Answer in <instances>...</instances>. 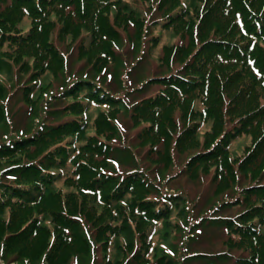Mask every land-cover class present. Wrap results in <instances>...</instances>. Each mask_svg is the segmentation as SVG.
<instances>
[{
    "label": "trees",
    "instance_id": "obj_1",
    "mask_svg": "<svg viewBox=\"0 0 264 264\" xmlns=\"http://www.w3.org/2000/svg\"><path fill=\"white\" fill-rule=\"evenodd\" d=\"M163 30L174 41L160 43ZM122 32L147 52L158 46L165 70L122 93L78 72L54 94L71 99L46 102L38 116L32 101L44 73L62 72L72 53L101 73L117 60ZM0 74L16 81L29 106L28 127L0 139V164L12 161L0 167L6 252L18 248L19 260L33 242L34 256L46 247V264L99 254L100 264H121L134 247V264L179 263L170 254L150 257L177 225L172 217L185 218L187 197L162 190L146 170L150 161L168 166L185 154L179 171L197 178L213 168L217 192L233 185L236 169L242 179L257 176L216 205L244 206L237 214L195 224L216 221L226 247L247 252L197 250L190 259L264 264V0H0ZM153 85V93L134 96ZM5 92L0 84V123L11 110ZM120 114L135 128L128 143ZM243 135L250 143L235 165L230 144Z\"/></svg>",
    "mask_w": 264,
    "mask_h": 264
},
{
    "label": "rangeland",
    "instance_id": "obj_2",
    "mask_svg": "<svg viewBox=\"0 0 264 264\" xmlns=\"http://www.w3.org/2000/svg\"><path fill=\"white\" fill-rule=\"evenodd\" d=\"M158 27L159 26L157 25L153 31L154 33H158ZM159 33L160 43H169L174 41V37L173 35H171V33L169 34L165 30L161 32L159 31ZM128 39L130 40V38ZM128 39L125 35V32H122L120 44L118 45V47H116V50L118 51L117 60L109 64L107 68L101 73L94 72L90 67L91 63L87 65V62H84L83 58L77 57L75 53L69 54V60L66 68L62 72L60 71L56 76L54 74L52 75L51 72L44 73V84L37 94L38 97L33 98L32 101V103L35 104V108L37 109L36 111H38V116L42 113L46 102L48 103V105H61L71 99L70 97L58 98L54 96V94L58 93L60 89L66 84V82H69V79H71L72 76L77 74L78 72H82V74H85L87 72L95 75V78L97 79H104V82L111 83V86L107 84L111 89L122 93L126 90H132L135 86H140L141 83L145 81V79L150 75L165 70L164 66H159L158 64L161 54V50L158 46L154 47L152 50H150V52L149 50L147 52L145 50L143 41L131 42ZM87 40L88 38H85L84 42H87ZM72 47L73 45L71 46V48ZM63 49L64 51H66V54L71 51L70 48ZM138 59H140L139 62ZM28 73L29 70L23 71L21 73L22 82H24L25 76ZM113 77L114 80L112 84L111 80ZM118 80L121 82L120 85H117L118 82L116 81ZM0 84L6 87L4 103H6L7 100H10L8 99V97L10 94L12 95L11 101L8 105L11 110L5 118L6 122L10 124H8V127H6L5 129L3 126V122H5V119L2 123H0V139H2L5 133L11 134L14 132H21V129H24V127H28V125L25 126L28 122L25 121V118L29 114V106L25 105L20 98L19 90H17L18 85H16L15 80L11 84L4 78L2 74H0ZM155 87L157 86L153 85L148 90L142 91L141 93L134 92L133 94L134 96L139 97L144 94L147 95L150 92L153 93L152 90ZM82 92L84 91H81L80 94H82ZM92 112H94L92 113V115H94L96 112V108L92 109ZM119 117L120 122L118 123V128L122 133L120 137L124 139L125 143H128L127 137H131L132 133L135 132V128L132 126H127L128 120L126 116L120 114ZM202 128H204V126H202ZM88 131H90V129H88ZM202 133H200L199 137ZM249 143L250 137L248 135L240 136L231 142L230 156L234 157L233 161L235 165L236 161H239L246 153V149L244 150V146L248 145ZM126 154L128 153H124L123 157ZM185 156L186 155L184 154L174 157L173 162L168 166L157 165L156 161L148 162L149 169L146 171L149 172L148 175L151 178L159 182L158 184L160 185L161 189L164 191L174 190L181 192L185 197H187V201H185L184 204L188 205V207L185 206L188 209L185 218L172 217L173 220L177 221V225L174 226V230L171 232V235L166 238V241L163 240L158 243L157 252L150 257V260L154 259L157 255L164 253L166 255L170 254L176 260L178 258L179 263L177 264H209L207 263L208 260L204 261L203 259H190V257L192 256L189 255H192L194 251L197 250L206 251L208 253H217L221 250H227L228 248L226 247V243L224 240L226 237L224 227H218L215 224L216 221H205L204 223L202 222V225L197 228V226L195 225L196 220L198 221L200 218H203L206 215H208V217H213L218 214H225L226 212L237 214V212L242 210L244 206L235 205L224 211L217 209L216 205L218 202L228 197L229 194H237L242 184H244L246 181L249 182L252 177L256 179L257 176H251L250 172H247L249 174L246 175V178L244 177L242 179L241 176L238 177V175L240 174L239 170L236 169L237 172L235 173L236 177L234 179L235 182L233 183V185L224 191L217 192L216 190H214L215 183L211 180L213 168H211L209 172L207 171V173L201 174L197 178H189L179 171L181 166L184 164ZM11 163L12 161L9 160L2 161L0 167L2 169L3 167ZM139 163L142 164V160ZM122 166L123 165H121V167ZM262 166H264V160L261 162L260 169L262 168ZM223 184H225V182H223ZM4 235L5 234L0 235V264H46V260L44 259L46 247L43 248L38 256H34L30 252H35L38 246L31 242L29 245V249L25 250V252H21L20 259L18 260L17 257H13L14 254L17 253L18 248L15 247L11 250H7L6 252V247L2 244ZM134 249L135 248L133 247L128 250L127 255L121 259V264H134L131 260H128ZM228 250L236 255L241 253L244 254L247 252L242 251V249L238 248H230ZM94 261H96L95 264H100V254L93 259L91 255H75L70 258V260L65 264H94ZM216 264L233 263L230 260L223 262L218 261L216 262Z\"/></svg>",
    "mask_w": 264,
    "mask_h": 264
}]
</instances>
